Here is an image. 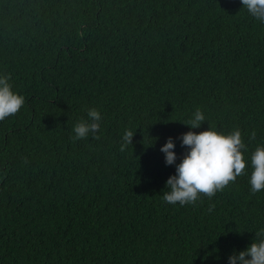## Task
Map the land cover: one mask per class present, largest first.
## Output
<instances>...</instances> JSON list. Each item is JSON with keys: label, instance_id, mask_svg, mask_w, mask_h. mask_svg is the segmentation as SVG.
Masks as SVG:
<instances>
[{"label": "trees", "instance_id": "16d2710c", "mask_svg": "<svg viewBox=\"0 0 264 264\" xmlns=\"http://www.w3.org/2000/svg\"><path fill=\"white\" fill-rule=\"evenodd\" d=\"M242 7L0 0V75L26 98L0 122V264H228L252 243L264 228V191L249 184L264 145V24ZM92 107L100 131L73 142ZM197 107L206 121L192 130ZM210 126L245 134L248 175L195 206L165 203L175 166L160 148L172 137L179 164L178 137Z\"/></svg>", "mask_w": 264, "mask_h": 264}, {"label": "clouds", "instance_id": "9594fccd", "mask_svg": "<svg viewBox=\"0 0 264 264\" xmlns=\"http://www.w3.org/2000/svg\"><path fill=\"white\" fill-rule=\"evenodd\" d=\"M241 4L250 17L264 24V0H241ZM11 79V73L0 75V122L18 115L26 103L24 95L13 91ZM87 116V120L82 119L74 125L73 142L85 140L90 134L100 131V110L89 108ZM205 121L204 111L197 107L184 125L195 130L201 128ZM135 134L132 128L125 129L119 148L121 153L132 145ZM244 135L239 127L228 133L211 126L199 133L188 131L178 137L182 141L181 147L187 149L179 164L176 163L175 142L169 137L160 151L165 156L166 166H175V174L166 181L167 191L163 192V201L169 205L195 206L202 197L211 200L218 192L234 184L238 177L248 175L249 160L245 158V153L249 149ZM256 136V131H251L248 141H255ZM250 167L251 193L264 191V145H257L251 152ZM214 208L210 204L208 212L211 213ZM228 264H264V228L255 232L252 243L245 250L229 256Z\"/></svg>", "mask_w": 264, "mask_h": 264}]
</instances>
